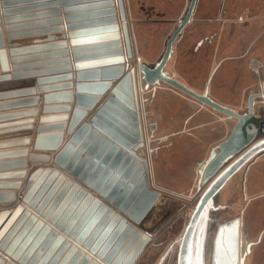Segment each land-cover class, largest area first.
<instances>
[{
    "label": "water",
    "instance_id": "water-1",
    "mask_svg": "<svg viewBox=\"0 0 264 264\" xmlns=\"http://www.w3.org/2000/svg\"><path fill=\"white\" fill-rule=\"evenodd\" d=\"M87 1L91 3L82 7L89 8L88 12L66 16L68 21L82 19L67 26L71 30L70 43L79 71L74 96L70 91L44 95L34 152L28 155V149L22 148L0 153L28 156L30 161L41 163L51 157L53 162L52 166L31 169L18 201L0 207V264H137L151 236L159 235L158 227L169 225L178 218L183 200L149 184L146 158L138 152L146 144L147 152L152 151L149 137L142 127L138 91L139 88L146 91L159 82L226 115L232 121L227 137L209 149L206 159L196 162V188H202V192L176 241L171 264H205L215 223L219 224L212 241L211 264H244L246 253L239 244L240 218L221 222L215 221V217H221V190L226 183L248 161L264 153V138L254 141L259 114L262 116L264 109V103L257 104L259 99L264 98L263 79L260 77L262 63L256 61L257 68H253V61L249 62V68L261 84L260 90L248 95L244 110H236L212 100L208 96L207 85L202 93L196 92L165 68L173 52V43L190 20L196 0H190L186 15L178 21L166 40L162 55L151 67L141 60L135 46L133 49V33L126 15L127 1L126 5L124 0ZM9 4L10 1L1 2L4 15L18 11L23 14L6 16L4 22L8 24L4 28L0 23L2 68L8 64L3 30L9 32V40L13 39L9 42L10 54L28 53L13 57V61L67 52L66 49L38 52L65 48L67 44L61 40L64 39V35L60 34L63 30L62 18L58 16L59 9L55 8L56 1L21 8H9ZM45 7L51 9L38 10ZM70 9L66 8V11ZM118 22H121L120 26ZM42 34L45 35L43 38L37 37ZM83 36L86 38H80ZM24 37L27 38L18 39ZM85 42L87 46H78ZM82 51L85 54H81ZM126 59L137 63V74L141 78L139 88L136 69L133 66L126 68ZM69 61L68 57H64L50 62ZM37 64H45V61L27 62L17 65V68ZM51 70L66 72L70 66ZM24 74L31 72L16 75ZM59 77L69 79L71 75ZM46 79L40 78L39 81L45 82ZM71 86L72 83H68L55 87L66 89ZM43 89L51 90L48 86ZM107 92L110 94L85 120L87 111L99 101V95ZM73 97L74 106L47 105L59 99L71 101ZM55 111L63 114L47 115ZM68 111L71 112L69 116ZM49 121L53 124H45ZM251 125L255 127L249 132ZM65 127L68 136L64 139L62 130ZM150 128L154 129V124ZM23 141L27 143L28 139ZM43 150L45 152H35ZM25 166L24 158L0 160V171ZM26 174V170L0 173L1 204L16 200L14 191L3 189H19L21 181L13 179H20Z\"/></svg>",
    "mask_w": 264,
    "mask_h": 264
},
{
    "label": "rangeland",
    "instance_id": "rangeland-1",
    "mask_svg": "<svg viewBox=\"0 0 264 264\" xmlns=\"http://www.w3.org/2000/svg\"><path fill=\"white\" fill-rule=\"evenodd\" d=\"M126 1V15L130 32L133 33L131 37L133 38L135 49H138L139 53L137 54L143 58L142 61L151 67L162 55L166 40L171 31L176 27L178 19L184 14L188 0H155L156 2H154V0H136V6H134L135 2L133 3L132 0ZM205 3V1L202 2V0H199V7L193 16L194 20L186 27L182 34L183 37H179V40L175 42L174 54L169 59L166 66V70L169 73H173L175 78L199 93L203 91L204 81L208 71L205 70L206 74L201 76L198 74L199 70L195 67H191L193 66L192 64L195 61V63H197V60L204 57V55L208 58L210 66L216 63L219 55L215 53V40L219 36L220 32L218 30L224 23V19L226 20L228 19L227 17H233L234 24L236 23L237 26H242L238 24L239 22L236 20V15L227 16L225 12L222 14L223 19L217 21L216 18L217 15H219L218 9L220 7L218 1L213 0L210 4ZM208 11H210V13L207 16ZM254 22L257 23L252 32L255 34L257 32L254 31H257L261 24L259 21ZM209 34L215 35L212 43H207L205 47L202 46L197 52H194L192 48L195 41ZM260 42L261 40L259 43ZM260 44L256 43L252 50H260ZM258 53L260 54V51H258ZM132 63L134 64L135 61ZM180 75H183L188 80L184 81ZM249 75L250 85H255L249 91L255 92L258 87H260V85H258L259 82L252 72H250ZM150 88L145 91L143 100L148 124L146 135L149 137L150 148L152 149V156L149 154L152 157V161L150 162L152 178L154 179L152 184L154 183V186L159 188V190H165L166 192L163 191L164 193L183 200L182 212L178 218L167 227L170 228V236L173 237L174 235L180 234L183 230L195 207L194 204L197 203V198L200 197L202 192V188L199 190L196 188V162L205 159L209 149L216 141L227 137V130H229L231 126L228 127L225 125L221 118H218V121L214 120V116L211 113H209V116H206L203 111L204 109L199 110L196 105H192L190 101L185 99L183 96L185 94L166 84H156L152 86L153 89L150 90ZM193 100L196 101L195 99ZM262 103H264V98L259 99L257 104L260 105ZM192 107L193 109H191ZM242 110H244V108ZM192 111L195 112V114L191 117ZM188 118L189 120H187ZM259 118L258 125H260L264 119L261 114H259ZM186 120L187 122H185ZM205 121H215V131L212 129L214 127L208 125V123H206L205 129L203 128L201 131L202 127H200L198 123ZM220 123L222 125L224 124L223 128L220 126ZM151 124L156 125V127L154 126L155 128L151 129ZM186 124L189 126L188 129L191 126L194 127L191 128V132L194 135L184 130ZM260 137H262V134L257 133L255 139ZM192 139H194L193 142H191ZM176 142L182 145L174 149L175 144H177ZM192 146H194V149L191 152ZM144 154L148 155L145 151ZM262 154L263 156H261ZM257 157L260 158L251 166L246 176L249 177L251 173L258 188L256 190L262 192L254 196L253 200L250 201V199L247 198L248 196L245 197L242 191V179L245 177L244 172L249 161L223 187L221 191L222 203H226L227 206L221 209V217H215V221L223 222L243 214L242 221L245 223V228L251 230V234L249 233L248 235L249 238L252 239L255 238L259 230L264 227V153L259 154ZM254 158H252L251 161H253ZM226 186L229 193L224 189ZM169 191L181 194L173 195L168 193ZM217 224L219 223H215L214 226L209 253L206 255L205 264H210L212 239ZM169 232L163 230L161 235H168ZM161 235L159 234L156 237H161ZM169 240L170 239L167 238L166 242L163 241L160 245H157L158 243L154 245L155 243H153L151 247L143 253L144 256L147 257L144 259L140 257L138 260V262L141 260L139 264L143 262L144 264H152L155 258L159 257V253H161L162 248ZM171 261L172 258L165 264H171ZM156 262L155 264H157ZM161 264H164V262ZM247 264H264V246L253 251L252 256L247 260Z\"/></svg>",
    "mask_w": 264,
    "mask_h": 264
},
{
    "label": "crops",
    "instance_id": "crops-1",
    "mask_svg": "<svg viewBox=\"0 0 264 264\" xmlns=\"http://www.w3.org/2000/svg\"><path fill=\"white\" fill-rule=\"evenodd\" d=\"M4 0H0V19H1V25L4 28L6 24L4 22V18L6 16H14L17 14H23V13H18V12H11L10 15H4L2 13V6L1 2ZM10 1L9 8H21L24 6H32L36 4H42V3H52L54 1L57 2V5L55 8L59 9V15L62 18L61 25L63 26V30L60 32V34L64 35V39L67 42L65 48L61 49H52V50H43V51H38L39 53L43 52H51L54 50H63L66 49L67 52L65 54H60V55H47V56H41L38 58L34 59H26L23 61H13V57L17 56H23L28 53H24L21 55H16V54H10L9 50V40L7 38V32L6 30H3V39H4V44H5V49L8 52L7 53V67L2 68L0 65V153L4 152H11L14 150L22 149V148H27L28 149V155L31 152H34L33 150V145H34V139L37 134L38 126L40 125L39 118L42 115V108L44 106V95L45 94H53L56 92H63V91H70L73 92V96L75 94V84H76V75L79 72L76 69V62L74 61L75 54L72 52L73 45L70 43V36L69 33L71 30L68 29V24L71 23H78L81 22V18H73L74 20H66V16L68 15H77L81 13H86L88 12L89 8L82 7V6H88L87 4H90V1L87 0H82V1H72V0H6ZM157 1V0H156ZM154 0V2H156ZM205 1L206 3L210 4L213 2V0H202V2ZM219 3V9L218 13L220 14L222 10L225 11V14L227 16L230 15H235V13L240 12L242 14V20L248 19L246 22L247 25H242V26H234V19L231 17H227L228 19H224V23L218 30L219 36L216 38L215 43H216V50L215 53L216 55H219V58H217L216 63H214L212 66H210V63H208V58L202 57L201 59H198L197 63H193L191 67H195L198 71V74L201 76H204L206 74L205 70L208 71V74L206 75L204 85L208 86V96L221 104L230 106L234 109L242 110L245 105V102L247 101L248 95L251 94L252 92L249 91L253 86L255 85H250V75L249 73L252 72V70L249 68V62H252L253 68H257V63L256 61H260L262 63V67L260 68L261 70V78L263 79V86H264V0H217ZM13 2V3H11ZM134 3V6H136V0H132ZM205 3V4H206ZM203 5V3H202ZM199 7V0H197L196 7H195V12L197 11V8ZM66 8H71L70 10L66 11ZM51 7H45L41 8L38 10H49ZM36 10V9H32ZM29 12H37V11H29ZM210 11H208L207 16L209 15ZM46 18V17H44ZM85 20H89L88 18H85ZM254 21H259L261 24L257 33H252L253 28L256 27L257 23ZM17 23V22H14ZM13 24V23H12ZM120 26V22H118ZM87 29V28H86ZM75 31V29L73 30ZM85 35V34H83ZM45 35H37L39 38H43ZM79 36V35H78ZM24 38H18V39H25ZM32 38V37H29ZM79 38V37H77ZM80 38H86V36L80 37ZM261 40V44L259 41ZM39 43H43V41H39ZM260 44V50H252L254 48L253 46L255 44ZM88 43H81V45L78 46H87ZM20 46V45H16ZM22 46V45H21ZM76 46V45H75ZM205 47V46H204ZM259 47V46H258ZM11 48H15V46H12ZM239 48V49H238ZM198 51V50H197ZM204 51V50H201ZM260 51V54L258 53ZM85 54V51H82ZM68 57L70 59L69 63H54L50 62L52 60H56L59 58H64ZM141 57V56H140ZM210 58V57H209ZM143 60V58L141 57ZM40 61H45V64H37L32 67H24V68H17V65H21L27 62H40ZM47 61V62H46ZM63 65H69L70 70L69 71H61V70H51L52 68L63 66ZM127 66V63H125ZM42 70V71H41ZM41 71V72H40ZM31 72V74H24V75H16L19 73H27ZM193 73V72H191ZM63 74H70L71 78H62L59 76H62ZM180 74V73H179ZM254 75V73L252 72ZM181 76V75H180ZM40 78H47L45 82H40ZM181 78L184 81H187L183 75ZM31 81V83H29ZM114 82V81H113ZM72 83V86L70 88H56L55 86L63 87V84H68ZM260 83H258L259 85ZM44 86L50 87L51 90L45 91L43 88ZM204 87V86H203ZM216 88V89H215ZM260 90L258 87L257 91ZM150 91V90H149ZM203 92V91H202ZM246 92V93H245ZM256 92V91H255ZM145 93V92H144ZM144 93L142 94V97L144 96ZM110 93L107 92L103 95H99V101L96 103L94 108L92 110L87 111V115L85 116V120H87L90 115L92 114L93 110L104 100V98L109 95ZM185 99L190 101L192 105H196L199 110L204 109V113L206 116H209V113H211L214 117V120L218 121V118H221L223 120V123L230 127L232 124V121H229L227 117L224 115H221L219 113H215L210 110L208 107H200L198 104L191 98L188 97L187 95H183ZM35 99L34 102H22L26 100H31ZM191 99V100H190ZM22 102V103H21ZM60 104H69L71 106H74L75 104V97L71 101H66L65 99H59V100H54L50 101L47 105L49 106H57ZM141 106V113L143 112V115L145 113L144 107L145 105L142 104ZM195 107V106H194ZM193 109V107L191 108ZM196 109V108H194ZM198 112V111H197ZM8 114H14V115H8ZM57 114H63L61 112H49L47 113L48 116L51 115H57ZM68 116L71 114L70 111L67 112ZM195 114V112L192 111L191 117ZM189 120V118L187 119ZM187 120L185 122H187ZM68 122V120L66 121ZM215 121H209V122H200L198 125L202 127L201 131L205 127L206 123L208 125L213 126L212 128L215 131ZM19 123H25V124H20ZM45 124H53V122L49 121L48 123ZM223 124V125H224ZM223 125L220 123V126ZM218 126V125H217ZM188 125L186 124L185 126V131L190 132L192 135L193 133L191 132L190 127L188 129ZM205 129V128H204ZM228 129V128H227ZM231 129V127H230ZM229 130H227V133H229ZM64 131V139L68 136L66 134V127L62 130ZM194 135V134H193ZM193 138V137H191ZM225 138V137H224ZM224 138L216 141L214 144L219 143L222 141ZM28 139L27 143L26 140ZM194 139H192L191 142H193ZM177 143V142H176ZM190 143V142H189ZM182 144H175L174 149H177L179 146ZM185 147V146H184ZM191 152L194 149V146L191 147ZM144 151L142 150V153L144 156H147L144 154ZM195 151V150H194ZM193 151V153H194ZM35 152H45L43 151H35ZM54 153V151H49ZM42 154V153H41ZM177 154V152H176ZM14 156V158L12 157ZM15 156H20L16 154H1L0 155V160H6V159H20L24 158L26 160V166L23 168H16L12 170H7V171H0V173H5V172H14V171H20V170H26L27 174L25 177H22L20 179H13V180H20L21 181V186L19 189H3V190H12L16 193L17 197L15 201L9 202V203H0V207H7L10 205H13L18 199L20 198V191L25 185V182L27 180L28 174L31 169L37 166H43L44 168L46 166H52V158L50 157L47 162L41 163L38 161H30L28 156L25 157H15ZM152 156V153H151ZM148 157V174H149V181L152 187L157 188L154 186V183L152 184V181L154 180L152 178V170L150 168V162L152 161V157ZM263 156V155H262ZM207 157V156H206ZM205 157V159H206ZM260 157H256L253 159V161L250 160L248 165L245 168V177L242 179V186H243V192L245 197L249 198L250 201L253 200L254 196L257 194L261 193L262 191L256 190L257 185L255 184L253 180V175L246 176L248 170H250L251 166L259 159ZM246 163V164H247ZM245 164V165H246ZM244 165V166H245ZM4 181V180H2ZM228 186V184H227ZM227 186L224 188L226 189V192L229 193V190ZM159 189V188H157ZM162 192L165 191L163 189H160ZM255 190V191H254ZM168 191V190H167ZM222 191V190H221ZM224 191V190H223ZM252 191V192H251ZM166 192V191H165ZM173 195L181 194V193H172L168 192ZM249 201V200H248ZM227 205L226 203H222V208H225ZM168 224H162L159 229V234L163 232V230H167L169 232L170 228H167ZM182 232V231H181ZM180 232V234H181ZM180 234L174 235L173 237L170 236V232L168 235L162 234L161 237H152V242L147 246L145 252L151 247L153 243L154 245H160L163 241L166 242L167 238H169V242L162 248L161 253H159V257L155 258L152 264H161L164 262V264L167 261H170V258H173L175 256V249H176V241L178 240ZM165 235V236H164ZM144 252V253H145ZM143 259L147 256H144V254L141 256ZM142 259V258H141ZM142 259V260H143ZM141 261V260H140ZM140 261L137 263L139 264ZM141 264H144L141 263ZM151 264V263H150Z\"/></svg>",
    "mask_w": 264,
    "mask_h": 264
},
{
    "label": "flooded vegetation",
    "instance_id": "flooded-vegetation-1",
    "mask_svg": "<svg viewBox=\"0 0 264 264\" xmlns=\"http://www.w3.org/2000/svg\"><path fill=\"white\" fill-rule=\"evenodd\" d=\"M196 3H197V0H196V2H195V4H194V7H193V10H192V15H191V17H190V20L185 24V26H184V28H183V30H182V32L177 36V38H176V40H175V42L176 41H178L179 40V37H183L182 36V34L184 33V31H185V29H186V27L189 25V24H191L192 22H193V16H194V14L196 13L195 12V7H196ZM189 4H190V0H188V3H187V6H186V9H185V12H184V14L178 19V21L180 20V19H182V18H184V16L186 15V13H187V10H188V8H189ZM225 11L224 10H222L221 11V13L219 14V15H217V21H221L223 18H222V14L224 13ZM235 15H236V20H237V22H239L238 24H240V25H247V23L248 22H246L248 19L246 18V20H242V14L241 13H235ZM233 18V17H232ZM178 21H177V24H178ZM177 24H176V26H177ZM236 25V23L234 24V26ZM237 26V25H236ZM174 30V29H173ZM172 30V31H173ZM171 31V32H172ZM215 35H216V33H215ZM214 34H209V35H205V36H202L201 38H198V40H196L195 41V43H194V45H193V48H192V50L194 51V52H197V50H199L202 46H205L207 43H212V41H213V38H214V36H215ZM175 42H174V45H173V52H172V54H171V57H172V55L174 54V51H175ZM163 51H164V49H163ZM170 57V58H171ZM175 76V75H174ZM182 82V81H181ZM183 83V82H182ZM262 83H263V81H262ZM159 85H163V83H161V82H159ZM260 86H261V84H260ZM206 86L204 85V87H203V89L205 88ZM209 88V87H208ZM153 89V88H152ZM184 94V93H183ZM186 95V94H185ZM188 96V95H187ZM190 97V96H189ZM197 104H198V106H199V108L200 107H204V105L203 104H201V103H199L198 101H195ZM207 107V106H206ZM209 108V107H208ZM210 110L211 111H213V112H215V113H219V112H217V111H215L214 109H212V108H210ZM263 113H264V111H262ZM219 114H221V113H219ZM221 115H224V114H221ZM225 117H227L226 115H224ZM145 118H146V112H145ZM229 121H231V120H229ZM155 127H156V125H154ZM154 127V128H155ZM147 128H148V124H147ZM263 155V154H262ZM261 155V156H262ZM255 159V158H254ZM242 216H243V214L241 215V216H237V217H239L240 218V225H239V244L240 245H242V250H243V252H245L246 254H245V257H244V264H247V260L252 256V254H253V251L255 250V249H258V248H261V247H263L264 245V227L262 228V229H260L259 230V232L257 233V235L255 236V238H249V233L251 234V230H248V229H246L245 228V223H244V221H242ZM235 218V217H234ZM233 219V218H232ZM231 220V219H230ZM227 221H229V220H227ZM223 222H225V221H223ZM221 223V222H220ZM218 225V224H217ZM212 241H213V239H212ZM248 245H249V247H248ZM247 249H248V252H246L247 251ZM211 253H212V251H211ZM210 264H211V254H210Z\"/></svg>",
    "mask_w": 264,
    "mask_h": 264
},
{
    "label": "bare ground",
    "instance_id": "bare-ground-1",
    "mask_svg": "<svg viewBox=\"0 0 264 264\" xmlns=\"http://www.w3.org/2000/svg\"><path fill=\"white\" fill-rule=\"evenodd\" d=\"M124 2H125V5H126V0H124ZM121 23V22H120ZM120 33H121V29H120ZM120 40H121V43H122V48H124V41H123V37L121 36L120 37ZM133 44V43H132ZM173 45H174V43H173ZM133 49H134V45H133ZM142 60V59H141ZM133 62V60H128V59H126L125 60V62H124V65H125V63H127V66L125 65V67L126 68H128L130 65L131 66H133L135 69H136V81H137V87L139 88V82H140V75L139 74H137V63L135 62L134 64L132 63ZM166 68V67H165ZM140 78V79H139ZM152 89V87L150 88V90ZM148 90V89H147ZM141 90H140V88H139V91H138V101H139V112H140V114H141V119H142V127H143V131H144V134L147 132V120H146V118H145V113H144V115H142V113H141V104H142V102H143V104H144V100H143V97H142V94L145 92L144 90H142L141 92H140ZM264 114V113H263ZM227 119H228V117H227ZM229 120V119H228ZM254 125H251L250 127H248V131L249 132H251V131H253V129H254ZM264 128V127H263ZM262 137H264V136H262ZM262 137H260V138H262ZM260 138H257L256 140H254V141H257V140H259ZM253 141V142H254ZM147 144L143 147V148H141V149H139L138 150V152H139V154L141 155V156H143L144 158H146V161L148 160V157L150 158V155L149 154H151L152 153V151L151 152H147ZM149 146V145H148ZM146 150V152H147V156H144L143 154H141L142 153V150ZM203 162V161H202ZM201 162V163H202ZM199 163H200V161H199ZM147 167H148V161H147ZM196 169H197V166H196ZM148 178H149V174H148ZM149 184H150V181H149ZM152 242V237H151V240L148 242V244L146 245V247H145V249L143 250L144 252H145V250H146V248H147V246L150 244ZM143 252V253H144Z\"/></svg>",
    "mask_w": 264,
    "mask_h": 264
},
{
    "label": "built area",
    "instance_id": "built-area-1",
    "mask_svg": "<svg viewBox=\"0 0 264 264\" xmlns=\"http://www.w3.org/2000/svg\"><path fill=\"white\" fill-rule=\"evenodd\" d=\"M262 117L264 118V114L262 115ZM264 119L263 121L260 123V125L257 127V133L262 134V136H264ZM264 137L260 138L263 139Z\"/></svg>",
    "mask_w": 264,
    "mask_h": 264
}]
</instances>
